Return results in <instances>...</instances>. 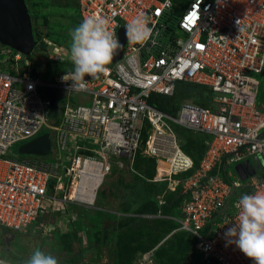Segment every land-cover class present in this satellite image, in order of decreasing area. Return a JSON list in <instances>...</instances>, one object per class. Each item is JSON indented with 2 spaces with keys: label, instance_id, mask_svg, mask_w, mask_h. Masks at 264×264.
Segmentation results:
<instances>
[{
  "label": "built area",
  "instance_id": "1",
  "mask_svg": "<svg viewBox=\"0 0 264 264\" xmlns=\"http://www.w3.org/2000/svg\"><path fill=\"white\" fill-rule=\"evenodd\" d=\"M78 8L81 21L92 15L107 18L117 39L120 29L143 13L153 36L144 45L126 39L108 73L99 79L86 76L81 91L62 80L73 69L44 80L42 64L11 47L0 49V232H27L41 218L50 186L63 189L65 176L69 190L75 189L70 201L94 204L105 174L136 172L134 156L141 149L157 160L154 182L166 181L172 191L181 187L179 213L167 217L178 223L171 233L192 238L191 259L254 264L225 233L238 220L240 197L264 192V106L256 100L257 75L264 72V0H78ZM40 41L50 42L47 37ZM69 55L68 46L58 45L57 52L45 49L35 56L72 64ZM180 81L206 85L213 107L185 100L172 115L149 102L154 93L173 95ZM48 87L57 89L56 117ZM177 126L209 136L195 168L180 146ZM47 128L48 155L8 156L15 143L33 140ZM251 156L261 161V174ZM233 163L236 180L228 170ZM241 186L247 190L239 191ZM91 187L95 194L89 201L82 192ZM136 215L154 218L161 212ZM152 254L146 252L143 259ZM0 261L20 264L4 258L1 244Z\"/></svg>",
  "mask_w": 264,
  "mask_h": 264
},
{
  "label": "rangeland",
  "instance_id": "2",
  "mask_svg": "<svg viewBox=\"0 0 264 264\" xmlns=\"http://www.w3.org/2000/svg\"><path fill=\"white\" fill-rule=\"evenodd\" d=\"M25 1L31 10L33 30L38 27L40 32L50 40V43L46 45L49 53L57 52L58 45H70L69 33L77 26L76 5H71V2L74 3L75 0H68L71 1L70 6L66 4V0H38V7L35 8H39V11L36 12L32 3L34 4L37 0ZM37 13L41 15L38 14L39 17H37ZM44 15L47 17V24L43 21ZM7 48L6 45L0 43V49ZM37 60L40 61L43 58L39 57ZM66 63L65 66L68 70L73 69V64ZM257 78L259 79V90L256 100L258 107L262 108V105L264 106V72L258 74ZM73 98L77 97L74 96ZM53 121L51 120L50 124ZM54 136L52 131L53 147H55ZM23 144L15 143L8 156L16 159L28 157V155L21 153ZM96 156L100 158L98 154ZM47 159L52 160V154L47 156ZM250 161L257 168V174H261L262 170L258 166L261 161L253 156L250 157ZM66 163L68 164V162ZM236 165L233 163L228 166V170L233 172L232 180H236L238 176L235 171ZM126 174L122 175L124 177H120L116 171L105 174L103 184L97 191L96 200L91 205H78L69 200L71 196H69V184L65 176L63 189H56L53 186L48 189L49 199L44 201L41 218L33 222L34 224L32 223L25 233L12 231L10 236L13 239L8 242L7 246H5L6 241L3 242L1 254L5 259L19 263L23 258L19 257L20 254L21 256L22 254L31 255L34 249L40 248L56 256L59 264H121L118 255V240L120 238L131 237L136 234L151 237L153 234L160 237V242L155 245L154 249L146 251L153 250L150 259H143L146 252H138L129 264H160L153 261L154 250L159 245L168 242L171 244L163 255H167L169 258L167 262L176 264L178 259L184 255V251L181 248L182 240L179 242V237L173 238L174 233H171L178 228V225L170 231L167 229L170 225L166 222L171 219L167 217L170 216L169 214L164 212V214L161 213V216L137 220L135 223L126 218L144 207V198L147 201L151 194L157 198V192L154 190L148 192L149 194L140 192L139 196L134 195L127 184H135L134 176H138L139 173L128 172ZM177 177L182 176L178 175ZM245 190H247L246 186L239 187V191ZM160 197L158 196L159 199ZM171 220L175 221L174 219ZM40 221L43 223L42 227L39 226ZM79 221L82 224L80 228L77 227ZM3 231L1 229L0 237L3 236ZM27 260L28 258L25 260V264H27ZM197 263L203 264V261L200 259Z\"/></svg>",
  "mask_w": 264,
  "mask_h": 264
},
{
  "label": "trees",
  "instance_id": "3",
  "mask_svg": "<svg viewBox=\"0 0 264 264\" xmlns=\"http://www.w3.org/2000/svg\"><path fill=\"white\" fill-rule=\"evenodd\" d=\"M70 2L71 1L66 0V4L69 6H70ZM38 4H39L38 0L34 4L32 3L35 12L39 11V8L38 9L35 8L36 6L38 7ZM72 4L76 5L75 6L76 25L78 26L81 23L79 16L78 0H75L74 3L71 2V5ZM29 11L31 13L30 9ZM38 14L39 13H37V17H39ZM43 21L45 24H47L46 15L43 16ZM34 33L37 39V44L34 47L33 52L30 55L27 56L25 55V56L34 62L42 64L43 66V73L41 74L42 79L49 81L54 80L56 74H58L59 72L68 71L67 67L65 66L67 63L49 59L47 57L44 59L43 62L42 61L38 62L37 57L35 55L38 52L45 50L46 44L40 41L43 37V34L40 32L38 27L34 28ZM68 47L70 48V45H68ZM212 97H213V92L206 85L193 83L189 81H180L176 84V90L173 95L167 96V95L154 93L151 96L149 102L152 105L156 106L157 108L161 109L162 111H166L172 115H175L180 107V103L185 100H192L194 103H197L199 105L213 107ZM176 131L181 148L183 149V151H185L187 154H189L192 157L194 161V168L197 167L201 157L203 156L207 148L205 140L208 139L209 137L208 134L189 131L179 126L176 127ZM146 137H147V133L145 130L143 132V140H145ZM182 140L183 143H181ZM156 166H157L156 158L147 157L141 153V149L137 150L134 156L133 167L136 170V173H139V175L134 176L133 181L135 184L131 183V184H127V186L136 196H139L140 192L148 193L154 190L157 192L156 193L153 191V193H156L157 198L152 194H151L152 197L150 195L147 201L144 198L143 199V202L145 201L144 202L145 205L143 204L144 207L140 209V211L138 212L133 210V212L135 211L136 213L134 212L135 214L128 215V217H126L130 222L135 223L137 220L147 219L145 217H141L136 214L157 213L158 211H160L163 214L165 212V214H169V215H178L179 213L178 207L182 201L181 187L178 186L176 190L172 191L168 189L166 181L154 182L153 178L156 174ZM114 171H116L117 174L120 175V177H124L122 175L126 174L125 171H119V170H114ZM191 171L192 170L186 173H182L180 175L186 176ZM142 183L143 185H141ZM74 190L75 189L72 188L69 191V196L72 197L74 195ZM158 196H161L165 200L163 204H160ZM169 220L170 221L165 220L167 221L166 223L170 225L169 227H167L168 231H170L172 228H175L178 225L177 222L171 219ZM81 226L82 224L79 221L77 227L80 228ZM173 235H174L173 238L179 237V242L180 240H182L181 248L182 251H184V255L178 259L176 264H196V262L191 259L192 256L191 250L193 247L192 238L186 233L181 231H176L174 232ZM159 242H160V237L153 234L151 235V237L143 236V234H136L135 236L133 235L131 237H125V238L122 237L118 240V255L120 257L119 261L122 262L121 264H129L133 261V259L136 257L138 252L144 253L154 248L155 245H157ZM170 244L171 242L159 245L158 248L154 250L153 261L158 262L160 264H168L169 262H167V260L169 261V258H167V255H163V254L166 253Z\"/></svg>",
  "mask_w": 264,
  "mask_h": 264
},
{
  "label": "clouds",
  "instance_id": "4",
  "mask_svg": "<svg viewBox=\"0 0 264 264\" xmlns=\"http://www.w3.org/2000/svg\"><path fill=\"white\" fill-rule=\"evenodd\" d=\"M149 23L143 13L128 22L125 25L127 41L139 45L148 42L153 36V28L149 27ZM109 24L107 18L92 15L84 17L81 23L70 31L69 58L73 70L67 72L62 80L72 81L71 90L86 89V76L99 79L101 75H106L109 71L107 66L123 48L110 30ZM242 30L239 28V31ZM47 40L50 41L48 38ZM236 207L240 210L238 220L225 235L229 238V243H234L254 261V264H264V192L242 195ZM0 264L4 262L0 261ZM27 264H59V261L51 253L36 248L29 256Z\"/></svg>",
  "mask_w": 264,
  "mask_h": 264
},
{
  "label": "water",
  "instance_id": "5",
  "mask_svg": "<svg viewBox=\"0 0 264 264\" xmlns=\"http://www.w3.org/2000/svg\"><path fill=\"white\" fill-rule=\"evenodd\" d=\"M125 32V27L119 31V41L123 48L118 51L113 61H116L122 55L127 39ZM0 43L26 56L30 55L36 46L37 40L33 30L31 13L25 0H0ZM47 93L52 115L56 117L58 111L57 89L48 87ZM181 143H183V140ZM50 149L51 139L47 128L33 140L24 143L21 147V153L25 155H48Z\"/></svg>",
  "mask_w": 264,
  "mask_h": 264
},
{
  "label": "crops",
  "instance_id": "6",
  "mask_svg": "<svg viewBox=\"0 0 264 264\" xmlns=\"http://www.w3.org/2000/svg\"><path fill=\"white\" fill-rule=\"evenodd\" d=\"M33 224H34V223H33ZM3 230H4V231H3ZM2 231H3V232H2V233H3V236L0 237V244L3 245V242L6 241L5 246H7V245H8V242H10V240L13 239V237L10 236V233H11L12 231H10V230H8V229H2ZM4 232H5V233H4ZM6 232H7L8 234H7ZM33 241H35V240H33ZM36 242H37V241H36ZM29 256H30V255H26V254H22V256H21V254H20L19 257H21V258L23 257V258L21 259V261H20L19 263H22V264L24 263V264H25V263H26L25 260H26L27 258H29Z\"/></svg>",
  "mask_w": 264,
  "mask_h": 264
},
{
  "label": "bare ground",
  "instance_id": "7",
  "mask_svg": "<svg viewBox=\"0 0 264 264\" xmlns=\"http://www.w3.org/2000/svg\"><path fill=\"white\" fill-rule=\"evenodd\" d=\"M95 173H98V171H95ZM93 185V183L91 182L90 184H89V186H92ZM82 194H84V199H87V200H89V201H92V197L94 196V194H95V192H94V187L92 188H87V191H84V192H82ZM92 204V203H91ZM90 204V205H91Z\"/></svg>",
  "mask_w": 264,
  "mask_h": 264
}]
</instances>
